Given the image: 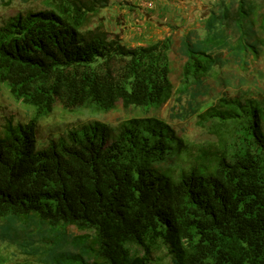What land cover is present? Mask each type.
<instances>
[{"label": "trees", "instance_id": "trees-1", "mask_svg": "<svg viewBox=\"0 0 264 264\" xmlns=\"http://www.w3.org/2000/svg\"><path fill=\"white\" fill-rule=\"evenodd\" d=\"M109 1L50 0L0 28V88L34 111L0 130V242L35 264H152L162 247L173 264H264V98L223 96L200 113L216 142L186 166V143L158 117L91 122L38 147L58 102L147 112L174 97L173 38L129 47L92 27ZM255 15L253 0H238L212 13L207 38H184L179 93H205L226 54L258 56Z\"/></svg>", "mask_w": 264, "mask_h": 264}, {"label": "rangeland", "instance_id": "rangeland-1", "mask_svg": "<svg viewBox=\"0 0 264 264\" xmlns=\"http://www.w3.org/2000/svg\"><path fill=\"white\" fill-rule=\"evenodd\" d=\"M141 1V0H140ZM146 1V0H145ZM152 1V0H151ZM207 8L198 9V13H182L186 16L174 26L172 35L173 49L171 57V80L174 86V97L169 100L160 110L147 111L137 108H125L122 104L110 112H101L92 106L83 104L68 106L64 102H58L50 115L42 118L37 126L38 147L42 148L50 141H56L66 134L68 130L80 127L91 122H102L111 127H118L123 121L134 117H158L170 124L184 140L187 152L180 165L186 166L191 162L201 148L214 145L216 138L207 128L200 126L198 115L213 105L220 97H235L237 94L249 92L256 98H264V28L260 26L259 14L264 13V0H253L256 4V15L253 17L254 25L251 41L260 40L258 44V56L249 55L247 58L235 57L229 54L225 56V63L212 71L206 80L207 91L198 97L192 93H179L183 85V66L187 60L182 42L185 37L193 42L205 39L209 36L206 28L208 18L212 13L220 14L225 6L238 7V0H204ZM50 0H0V28L4 27L13 18L29 13L45 10ZM142 2V1H141ZM153 4L155 1H152ZM127 3L125 0H110L108 6L100 7L97 16L91 17V26L103 24L111 35L123 34L119 25H124L122 10ZM155 6V5H154ZM153 6V8H154ZM169 7V6H168ZM137 9V7H135ZM193 16L192 20L190 19ZM203 17V19H202ZM225 32L230 35L233 43H236L239 34L234 27L225 26ZM128 25L125 30H131ZM220 28V26H219ZM167 37V36H165ZM132 38H128L126 44L129 47L135 45ZM129 42V43H128ZM125 43V42H124ZM33 109L18 102L6 86L0 88V130L12 121L13 123H27L33 116ZM70 235L80 236L82 233L75 227H69ZM152 264H173L172 257L166 248L154 252ZM35 264L33 257L24 254L16 245L0 242V264Z\"/></svg>", "mask_w": 264, "mask_h": 264}, {"label": "crops", "instance_id": "crops-1", "mask_svg": "<svg viewBox=\"0 0 264 264\" xmlns=\"http://www.w3.org/2000/svg\"><path fill=\"white\" fill-rule=\"evenodd\" d=\"M141 1L125 0L127 4L121 11L124 18V25H119V28L124 30L121 40L126 44L128 38H132V41H129L135 43L132 47L153 44L164 39L165 36L172 35L174 26L186 17L185 14L182 16V13L192 14L197 10V7L200 10L203 9V6L207 8V3L204 0H154V8L146 7L145 0ZM128 25L133 28L125 30Z\"/></svg>", "mask_w": 264, "mask_h": 264}, {"label": "built area", "instance_id": "built-area-1", "mask_svg": "<svg viewBox=\"0 0 264 264\" xmlns=\"http://www.w3.org/2000/svg\"><path fill=\"white\" fill-rule=\"evenodd\" d=\"M144 4L146 5V7H148V8H153V2L152 1H149V0H147V1H145L144 2Z\"/></svg>", "mask_w": 264, "mask_h": 264}]
</instances>
